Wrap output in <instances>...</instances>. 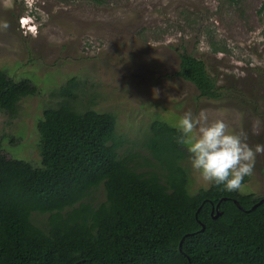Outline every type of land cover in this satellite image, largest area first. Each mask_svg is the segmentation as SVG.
<instances>
[{
  "label": "rangeland",
  "instance_id": "obj_1",
  "mask_svg": "<svg viewBox=\"0 0 264 264\" xmlns=\"http://www.w3.org/2000/svg\"><path fill=\"white\" fill-rule=\"evenodd\" d=\"M264 0H0V69L37 92L25 96L11 116L0 109V144L9 158L42 163L39 120L62 99L84 112L114 116L108 141L134 146L139 171L151 169L142 146L155 119L172 124L185 111H204L264 146ZM203 59L221 88L218 99L177 75L180 53ZM30 86V83H28ZM67 86L71 96H61ZM154 161V160H153ZM189 188L204 182L182 161ZM45 186L28 185L34 199ZM264 197V151L239 189ZM95 203L105 199L104 187ZM45 228L47 216L34 214Z\"/></svg>",
  "mask_w": 264,
  "mask_h": 264
},
{
  "label": "trees",
  "instance_id": "obj_2",
  "mask_svg": "<svg viewBox=\"0 0 264 264\" xmlns=\"http://www.w3.org/2000/svg\"><path fill=\"white\" fill-rule=\"evenodd\" d=\"M177 75L201 97L222 96L205 61L191 53H180ZM36 92L30 79L0 69V109L14 116ZM59 93L72 95L67 86ZM115 125L112 114L79 112L64 98L39 120L37 172L6 160L0 144V264H264V200L253 208L264 197L215 185L192 193L180 133L160 119L142 143L151 169L139 171L134 146L120 153V141L106 140ZM33 181L45 187L26 198ZM102 186L105 199L95 203ZM36 213L47 216L45 228Z\"/></svg>",
  "mask_w": 264,
  "mask_h": 264
},
{
  "label": "clouds",
  "instance_id": "obj_3",
  "mask_svg": "<svg viewBox=\"0 0 264 264\" xmlns=\"http://www.w3.org/2000/svg\"><path fill=\"white\" fill-rule=\"evenodd\" d=\"M172 126L179 131L177 142L185 146L191 169L205 187L238 191L253 172L256 153L264 151V146L249 145L246 134L231 129L223 120H209L204 111H185Z\"/></svg>",
  "mask_w": 264,
  "mask_h": 264
},
{
  "label": "water",
  "instance_id": "obj_4",
  "mask_svg": "<svg viewBox=\"0 0 264 264\" xmlns=\"http://www.w3.org/2000/svg\"><path fill=\"white\" fill-rule=\"evenodd\" d=\"M264 200V198L260 201V202H258L257 204H255L254 206H253V208H255L259 203H261L262 201ZM239 204V203H238ZM218 206H219V204L217 205V209H218ZM239 206H240V204H239ZM241 207V206H240ZM219 211H217V214L216 215H219ZM205 229V226H203V230ZM180 249L182 250V243H181V245H180Z\"/></svg>",
  "mask_w": 264,
  "mask_h": 264
}]
</instances>
